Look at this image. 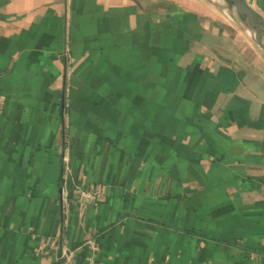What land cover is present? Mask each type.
Segmentation results:
<instances>
[{"label": "crops", "instance_id": "0c3cea01", "mask_svg": "<svg viewBox=\"0 0 264 264\" xmlns=\"http://www.w3.org/2000/svg\"><path fill=\"white\" fill-rule=\"evenodd\" d=\"M192 1L0 0V264H264V53Z\"/></svg>", "mask_w": 264, "mask_h": 264}, {"label": "water", "instance_id": "95a60500", "mask_svg": "<svg viewBox=\"0 0 264 264\" xmlns=\"http://www.w3.org/2000/svg\"><path fill=\"white\" fill-rule=\"evenodd\" d=\"M220 10L264 53V17L246 0H206Z\"/></svg>", "mask_w": 264, "mask_h": 264}, {"label": "rangeland", "instance_id": "374dc122", "mask_svg": "<svg viewBox=\"0 0 264 264\" xmlns=\"http://www.w3.org/2000/svg\"><path fill=\"white\" fill-rule=\"evenodd\" d=\"M203 2H205L207 5H210L206 0H202ZM192 0H182V3H184V5L188 6V5H191L192 4ZM212 8H214L212 5H211ZM216 9V8H214ZM220 14H222V16L224 17V19H226L227 21H229L231 24H233L227 17L226 15H224L220 10L216 9ZM234 25V24H233Z\"/></svg>", "mask_w": 264, "mask_h": 264}, {"label": "built area", "instance_id": "2783aa9c", "mask_svg": "<svg viewBox=\"0 0 264 264\" xmlns=\"http://www.w3.org/2000/svg\"><path fill=\"white\" fill-rule=\"evenodd\" d=\"M80 196H84V197H92V195H90L87 192H80Z\"/></svg>", "mask_w": 264, "mask_h": 264}]
</instances>
